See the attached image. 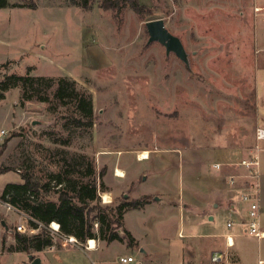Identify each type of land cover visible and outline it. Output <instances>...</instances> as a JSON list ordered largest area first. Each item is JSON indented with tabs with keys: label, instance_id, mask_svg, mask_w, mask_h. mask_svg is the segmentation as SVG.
<instances>
[{
	"label": "rangeland",
	"instance_id": "1",
	"mask_svg": "<svg viewBox=\"0 0 264 264\" xmlns=\"http://www.w3.org/2000/svg\"><path fill=\"white\" fill-rule=\"evenodd\" d=\"M9 1L0 9V82L9 75L76 81L92 97L94 125L73 128L67 107L52 113L47 103L22 102L21 88L7 92L0 100V170H7L0 195L7 184L23 183L26 172L53 187L61 168L91 161L108 188L100 197L112 201L101 203L112 207L158 196L187 202L188 192L202 193L221 179L212 166L226 151L227 160L252 152L264 172V141L256 139L264 128V0H140L143 16L104 9L103 0H92L89 10L70 0ZM160 19L183 42L190 67L160 43L148 44L146 23ZM54 136L70 143H54ZM144 151L150 157L139 160ZM119 168L125 177L117 176ZM55 191L45 199L57 202ZM135 210L117 228L125 236L129 226L135 249L126 239L98 242L100 250L88 252V241L63 247L66 238L56 235L54 251L30 254L42 264H124L125 255L135 259L127 264H188L202 255L195 240L202 226L189 222V211L172 210L154 223L142 215L150 211L145 206ZM213 212L209 232L221 234L229 216ZM2 219L14 232L0 229V264H31L29 254L9 251L18 217L1 212Z\"/></svg>",
	"mask_w": 264,
	"mask_h": 264
},
{
	"label": "trees",
	"instance_id": "2",
	"mask_svg": "<svg viewBox=\"0 0 264 264\" xmlns=\"http://www.w3.org/2000/svg\"><path fill=\"white\" fill-rule=\"evenodd\" d=\"M70 4L89 10L92 0H70ZM28 6L36 9L35 3ZM10 7L9 0H0V9ZM102 7L118 12L129 8L139 16H143L147 10L140 0H103ZM45 83L48 84L46 91H37ZM17 88L22 90V102L47 103L52 113H58L61 108L67 107L72 112L68 124L73 128H92L94 125L92 97L79 90L76 81L61 78L55 82L29 75H9L0 82V100L5 99L7 92ZM54 143L69 144L70 141L54 136ZM80 166L61 168L57 175L51 177L55 181L53 187L50 181H43L30 172L23 174V183L6 185L2 198L6 199L8 196L6 200L9 203L27 214L29 226L38 228L41 225V233L36 236L17 234L16 244L9 251L30 254L32 251L42 252L54 246V236L49 230L52 222L60 225L61 236L75 237L82 245L91 239L106 244L124 242L127 239L129 246L136 244L129 231L124 229L125 236H122L117 228L124 227L122 219L128 211L143 208L148 201L125 200L116 207L103 206L100 193L108 192V188L99 180L101 174L98 176L95 163L91 161ZM5 171L7 170H0V173ZM53 190L58 194L57 202L45 199ZM95 226L98 227L97 231Z\"/></svg>",
	"mask_w": 264,
	"mask_h": 264
},
{
	"label": "crops",
	"instance_id": "3",
	"mask_svg": "<svg viewBox=\"0 0 264 264\" xmlns=\"http://www.w3.org/2000/svg\"><path fill=\"white\" fill-rule=\"evenodd\" d=\"M227 154L229 153L226 151L222 154V160L213 164V172H215V175L219 174L221 179L215 181L210 180L211 183L206 191L197 193V191L191 190L192 192L187 193V202L182 201L181 198H178L176 201H171L169 198L165 199L163 196H158L159 198L154 197L153 201L148 198V203L145 205L150 211H147L146 214L144 212L142 215L144 217L149 216V218L153 219L154 223L165 217V215L169 214L172 210H175L176 214L179 213L181 216L189 211L191 215L194 216V218L189 219V222H195L197 220L201 224L202 228L200 232L195 234V240L196 245L202 251V255L195 257V260L188 264H234L235 262L239 264H264V251H262L263 249L260 243L264 241V239H257L248 235L246 231L247 226L244 223L248 220L249 204L243 200L245 194H253L259 198L260 224L261 228L264 230V172L262 173L259 168V179L238 178L235 180V183L231 184L230 177L232 175H243L248 173L247 169L237 164L238 161L253 156H251V152L242 158H230L227 160ZM216 163L223 164L220 170L214 167ZM203 190H205V188ZM194 194L197 195V199L195 200ZM162 200H164L163 205L160 204ZM151 201L153 203H151ZM214 209H219V213L221 214L220 218H225L226 214L229 216L226 222L227 230L221 234L209 232L214 228L213 224L216 223V216H214L213 212ZM139 211L142 212L140 209ZM229 222H235V225L229 228ZM147 223L148 222L145 223L146 227H148L147 229H152L153 226H148ZM6 225L9 226L8 224ZM126 227L128 228L126 230L134 237L135 235L127 224ZM4 228L6 229V227ZM181 235L182 232L180 231L178 236ZM248 237L258 241V250L252 248V246H255V243H253L251 239H248ZM134 238L138 240L136 236ZM227 238H231L233 247L228 246ZM96 244H98L97 241ZM129 248L135 249L134 247ZM138 249L144 253L141 247ZM99 250L98 245L96 249L87 248L88 252ZM42 252L38 253L40 254ZM10 253L14 252L10 251ZM216 253L223 254L227 260L222 263L213 262V256ZM128 257L132 256L125 255V257L122 258ZM93 264L95 263L93 262Z\"/></svg>",
	"mask_w": 264,
	"mask_h": 264
},
{
	"label": "built area",
	"instance_id": "4",
	"mask_svg": "<svg viewBox=\"0 0 264 264\" xmlns=\"http://www.w3.org/2000/svg\"><path fill=\"white\" fill-rule=\"evenodd\" d=\"M257 10L259 11L260 9H257ZM256 139L259 142L264 141V128H262V127L257 128ZM138 158H139V160H141L140 156ZM231 164H233V163H231ZM237 164H239V166H242L245 169H247L248 173L243 174V175H232L230 177V180H231L230 183L231 184L235 183V180L238 178H245V179L256 178V179H259V177H260L259 160H258L257 156H253V157L248 158V159H242L241 161H238ZM222 166H223V164L216 163L214 167L216 169L220 170ZM104 196H101L104 204H109L112 202L111 199L109 200V202H106V199ZM7 198H8V196H7ZM6 199L2 198V194L0 195V213L3 212L5 218L11 217L12 214H14L18 217V220L15 222V230H16L15 235L22 234V235H26L29 237H33V236L40 234L41 225L38 228H35L32 226L27 228L25 223H24V220L27 217V214L24 213L22 210L16 208L15 206H13ZM243 200L249 204L248 220H247V222L244 223L247 226L246 231H247L248 235L255 237L257 239H264V230L261 228V224H260V202H259V198L253 194H245L243 196ZM6 224H7V221L2 219V221H0V229L1 228L5 229L4 227H6V229H5L6 231L13 233L14 231L10 230V227L7 226ZM234 225H235V222H229L228 223L229 228H232ZM49 230L51 231V233L54 237L56 235L58 236L61 234L60 225L56 222H52L49 225ZM63 237L66 238L62 242L63 247H65L69 244L82 245L77 241V239L75 237H72V236H63ZM227 241H228V246L233 247V243L231 242L232 241L231 238H227ZM97 243H98V241H97ZM86 248L91 249L90 246L88 245V242H87ZM49 249H50V251H54L56 249L55 244H54V246L50 247ZM225 260H227V258L225 259L223 254L216 253L213 256V262H215V263H222V262H225ZM120 262H122L124 264L134 263L135 259L133 257L121 258ZM234 264H239V263L235 262Z\"/></svg>",
	"mask_w": 264,
	"mask_h": 264
},
{
	"label": "water",
	"instance_id": "5",
	"mask_svg": "<svg viewBox=\"0 0 264 264\" xmlns=\"http://www.w3.org/2000/svg\"><path fill=\"white\" fill-rule=\"evenodd\" d=\"M146 27L149 34L148 44L154 42L160 43L165 47L167 56L174 53L187 65V67H190L189 54L186 51L183 42L179 37L169 32L163 19L149 21L146 23ZM34 125H37V122H34ZM29 259H31V264H42L40 257H35L30 254Z\"/></svg>",
	"mask_w": 264,
	"mask_h": 264
},
{
	"label": "bare ground",
	"instance_id": "6",
	"mask_svg": "<svg viewBox=\"0 0 264 264\" xmlns=\"http://www.w3.org/2000/svg\"><path fill=\"white\" fill-rule=\"evenodd\" d=\"M140 157H141V160L148 159L150 157V153L148 151H144L140 154ZM116 172H117L116 173L117 176H119V177H125L126 176L125 172L120 168L117 169ZM104 197L106 199V202H109V198H111L110 195L105 194ZM88 245L90 246L91 249H95L96 248V241L91 239L88 241Z\"/></svg>",
	"mask_w": 264,
	"mask_h": 264
}]
</instances>
